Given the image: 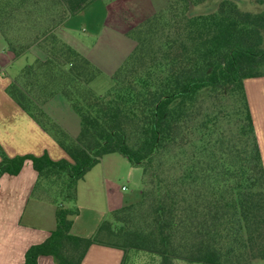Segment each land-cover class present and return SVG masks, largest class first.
<instances>
[{"label":"trees","instance_id":"16d2710c","mask_svg":"<svg viewBox=\"0 0 264 264\" xmlns=\"http://www.w3.org/2000/svg\"><path fill=\"white\" fill-rule=\"evenodd\" d=\"M88 1L80 0L75 7ZM203 1L170 0L130 29L136 45L103 94L89 85L101 69L54 31L51 41L42 32L40 45L47 56L27 63L7 91L39 122L35 107L54 122L43 105L60 92L80 115L81 128L74 139L63 130V138L55 135L67 153L59 159L48 150L10 155L0 142V177L19 173L31 159L38 171L36 191L57 203L56 227L27 248L24 264H39L41 254L53 255L57 264H83L98 240L155 252L160 264H174L177 258L252 264L253 258L264 257V161L245 88L246 77L264 74V9L246 11L237 0H220L215 9L193 12V5ZM54 2L62 8L61 19L75 10L62 0ZM0 25L6 32L1 17ZM10 46L16 53L22 50ZM221 88L239 101L243 137L230 148L231 162L224 156L228 148H211L206 166L198 156L180 174L178 190L160 188L147 209L143 202L114 209L112 219L122 224L116 227L106 219L100 231L116 236L117 242L72 231L71 215L79 207L64 200L76 202L78 181L90 168L111 152H121L134 165L152 161L197 111L201 92ZM214 121L217 116L207 113L199 128ZM203 180L211 187L208 200L198 187ZM186 181L195 187L192 199L183 204L188 200L181 193ZM136 214L145 226L129 223Z\"/></svg>","mask_w":264,"mask_h":264},{"label":"crops","instance_id":"0c3cea01","mask_svg":"<svg viewBox=\"0 0 264 264\" xmlns=\"http://www.w3.org/2000/svg\"><path fill=\"white\" fill-rule=\"evenodd\" d=\"M79 1L62 0L66 8L75 10L56 23L52 30L101 69L92 80L93 85L100 74H108L110 77L116 71L135 47L136 40L128 33L131 25L129 26L122 14L121 7L118 4L117 9L111 5V1L104 2L105 14L97 25L91 31L83 26L85 33H79L77 15L94 0L75 7ZM18 24H21V27L18 28ZM8 25L6 32L0 25V142L10 155L29 152L40 154L48 150L54 159L66 157L67 153L58 138L23 109L7 91V85L15 75L10 73L9 69L14 67L16 70L17 66L21 70L36 58L47 56L40 45L44 31L41 29L42 24H35L32 20L24 18L17 24L12 22ZM10 42L22 50L16 53ZM245 88L264 161V74L246 77ZM43 108L55 121L68 128L72 135H78L81 123L77 128L78 117L65 95L60 92L52 95L46 100ZM67 116L74 124L71 128L66 124ZM94 166L78 181L76 202L79 207H90L95 216L82 223L81 208L79 212L71 215L72 231L84 236H93L97 231L101 233L100 226L107 219L108 211L120 207L108 203L105 210L99 206L104 196V184L108 174L100 171L92 173ZM37 180L38 171L31 159H26L19 173L5 172L0 177V264H24L27 248L33 243L43 241L57 225V203L36 191ZM130 250L100 240L94 241L83 258V264H125L126 255ZM38 262L57 264L51 254H41Z\"/></svg>","mask_w":264,"mask_h":264},{"label":"rangeland","instance_id":"374dc122","mask_svg":"<svg viewBox=\"0 0 264 264\" xmlns=\"http://www.w3.org/2000/svg\"><path fill=\"white\" fill-rule=\"evenodd\" d=\"M56 1V0H55ZM105 1H111V5L118 9V4L122 9V14L126 17L130 29L142 21L147 15L155 10L166 6L170 0H94L82 12L77 15L79 20V33H85L82 29L83 26L91 31L104 17L105 14ZM240 8L251 12H260L264 9V3L258 0H237ZM220 0H205L201 3L195 4L192 7L193 12H205L215 9L219 6ZM54 0H0V17L4 23L5 30L9 28L8 23H16L23 21L27 18L32 23L42 24V28L46 33L48 40L51 39L53 27L61 19V6L54 5ZM57 7V9H54ZM114 13V12H113ZM65 18V17H64ZM140 20V21H138ZM8 25V26H7ZM21 24H18V28ZM14 28V27H13ZM48 42V41H47ZM264 45V43H263ZM22 46V45H21ZM25 64V63H24ZM23 64V66H24ZM16 70L14 67L9 69L10 73L15 74L12 78L18 79L21 70ZM22 68V67H21ZM20 70V71H19ZM114 73L108 77V74H100L95 81L89 83L90 87L97 93H105L113 83ZM20 80V79H19ZM18 80V81H19ZM22 82V81H20ZM72 105V104H71ZM239 101L227 88H221L216 91L209 89L203 90L199 95L197 111L182 123V128L177 134V139L167 143L160 151L154 154L153 160L146 162L144 165H134L129 159L121 152H111L104 155L103 159L95 164L93 172L100 171L106 172L108 178L104 184L103 199H101L100 207L107 208V204L111 206H124L130 203L143 202L144 209L148 208L155 193L160 188L173 187L174 191L178 190L181 186H177L176 180L185 169L193 163V160L200 156L202 158V165L206 166V161L209 159V151L211 148L226 147L228 151L224 154L227 161L231 162L233 154L230 148L233 143H240V120L238 119L237 109ZM73 111L77 115V128L80 127V115L72 106ZM38 119L48 126V129L59 138L66 136L62 131H65L70 139L76 136L63 126L60 122L50 121V118L40 108L34 109ZM210 113L212 116H217V122H210L207 127L199 128L205 115ZM68 117V116H67ZM66 124L69 128L74 124L67 118ZM80 132V131H79ZM79 134V133H78ZM66 139V137H65ZM206 181L198 186L201 191L207 193L206 200L209 199L211 187ZM195 184L186 181L183 185L181 193L187 195V199L183 204H187L191 197V191L194 190ZM190 194V195H189ZM67 206H78L77 202L69 199L64 200ZM81 216L80 221L84 223L86 219L91 220L95 216L90 207H79ZM112 211H108L107 219H112ZM106 213V212H105ZM137 217L130 224H140L145 226L146 221L143 222L142 215L136 214ZM106 220V219H105ZM137 221V222H136ZM116 227L122 222L113 220ZM94 237H99L108 241H118L114 235H108L105 232H95ZM131 249L126 255L125 264H160V255L145 249ZM246 262H243L244 264ZM174 264H212L206 262L188 261L183 258H177ZM252 264H264V257H257L253 260Z\"/></svg>","mask_w":264,"mask_h":264}]
</instances>
